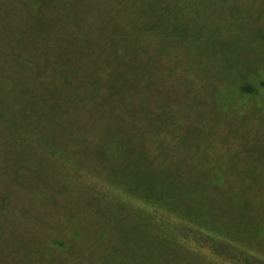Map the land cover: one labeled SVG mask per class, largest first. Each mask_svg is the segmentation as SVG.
<instances>
[{
	"label": "rangeland",
	"instance_id": "374dc122",
	"mask_svg": "<svg viewBox=\"0 0 264 264\" xmlns=\"http://www.w3.org/2000/svg\"><path fill=\"white\" fill-rule=\"evenodd\" d=\"M47 7L65 17L55 30ZM38 8L48 18L37 29L50 36L26 32ZM34 46L55 59L65 52V74L82 79L66 83L52 68L28 64L26 48ZM0 58V264H102L101 251L123 246L132 258H116L121 264H222L167 231L165 240L114 242L115 222L90 198L121 192L108 178L111 165H140L105 139L109 128L127 139L135 124L157 157V187L186 200L204 182L205 205L212 201L216 213L203 220L223 229L229 250L264 263V0H0ZM244 82L257 92L242 94L236 85ZM106 98L110 104L99 106ZM69 116L76 122L65 128ZM84 138L90 146L104 139V152L87 155ZM107 231L110 247L99 242ZM236 257L243 261L240 253L229 259Z\"/></svg>",
	"mask_w": 264,
	"mask_h": 264
},
{
	"label": "trees",
	"instance_id": "16d2710c",
	"mask_svg": "<svg viewBox=\"0 0 264 264\" xmlns=\"http://www.w3.org/2000/svg\"><path fill=\"white\" fill-rule=\"evenodd\" d=\"M45 12L46 11L43 8H38L36 13L32 14L33 21L29 26L27 25L28 27L26 28V32L28 33L29 36L32 35L33 37H42V38L47 35L50 36V31L44 30V28L39 31L37 29L38 22L42 20L46 21V19L48 18L45 17ZM47 12L50 13L49 22L51 21L50 22L51 26L52 23L55 22L62 23L64 21L65 18L63 17L64 15L61 16L58 15L57 17H55L52 15L51 10H48V7H47ZM98 16H100L99 13ZM100 27L104 28L103 25H100ZM35 29L36 32H34ZM52 29L55 30L53 26ZM62 38L63 35H58L57 38L55 39L56 43H59L62 40ZM88 40L86 41V44L87 45L92 44L91 40L90 41ZM121 42H123V40H121L119 43ZM37 47L38 46L26 48L27 50L25 53H27V57L25 58V60L28 62V64L34 65V67L38 70H46L52 68V70L57 73V74L53 73V75L55 77L58 76L60 79L65 77L66 83L68 82L71 83L75 81L74 79H77L78 81H80L79 79H82L81 74H75L72 75V77L69 74H65V67H67L66 64L70 65L71 62V61H64L65 58L69 59V56L66 55L65 52L55 59L46 51H43ZM39 54L42 57L43 62H41V59H38ZM28 58H30L31 61ZM0 61L3 60H1L0 58ZM60 61L62 62V64L60 63ZM51 62L54 63V66L52 67L50 65ZM58 64H61V66H58ZM71 65L75 66L73 61ZM4 66L5 65H0L1 75L5 73L6 66L5 67ZM128 68L129 66L127 65V69L124 70L125 72L123 73V75L125 77L127 76V78L131 76L134 71V68L130 70ZM95 71H97L96 65H93L89 69H85V72H87L86 74ZM97 77L99 78V75ZM98 78L97 79L95 78L94 79L95 81L91 83L93 84V88L96 90L97 88L95 87V84L99 80ZM236 86L242 92V94L251 95L257 92L253 84L247 82H244ZM103 87L106 88L107 84L106 85L103 84ZM99 94L100 92H97L96 96H98ZM110 102L111 99L106 98L102 103L100 102L99 106L105 107L108 103L110 104ZM4 104L5 103L3 102L0 105L1 111H3L4 109ZM56 110L57 109L54 110V113H56ZM101 112H104V110L91 112L90 115H88L89 120L93 119L96 114ZM56 116L57 115H53L54 118H56ZM118 118H121V116L118 115ZM0 119H3L1 113H0ZM74 122H76V120H71V116H69V120L64 121L65 128ZM92 126L93 129L96 128L94 126V123H92ZM130 126H128V128H130ZM77 127L81 129L79 132L83 134V132L85 131L83 129H85V127L84 128L80 126ZM106 127H108V122H106ZM158 127H160L159 123H158ZM131 131L133 132L132 133L130 132V134L125 136L127 137V139H125L123 136H121L124 131L119 133L118 130H113L109 128L108 133L111 136L105 139L106 140L112 139L116 141L118 143L117 144L118 146L116 147L118 148L129 149V154L131 152L133 155V156L130 155L131 161H133L132 163H139L140 165L138 167H132L126 164L124 168L111 165L109 168V172L111 176L108 174V178H110V182H114L116 184L117 188L121 189V192L117 193L116 195L111 194L114 196V198H108L109 200L108 199L105 200L101 198L99 199L98 197L95 196L90 198V201L92 203L93 200L96 202L97 209L99 210L101 215L105 216L107 222L108 221L115 222V226L117 228L115 233L117 237L114 240V242L118 241L121 236H124L127 240L131 238L132 240H137V241H145L146 236H159L161 240H165L166 238L169 237V235H167L168 237H166V236H162L161 233L167 231V234L172 233L174 234V236L177 237V240H173V239L170 240L177 241L179 244H181L184 247L188 246L193 250H195L197 253L204 252V254L208 256L207 258L210 261H216L222 264L230 263L231 261L229 258H232L234 254L237 256V253H240L242 255L243 261L240 258L236 257L239 260L235 261V263L231 262V264H264L258 259V257H255L251 252L248 251L244 252L243 250H238V248H235L236 252H233V249L229 250L228 247H231V244L230 242L227 241L228 238L226 236L224 237L218 236L221 235L223 229L218 228L217 230L215 226L212 227L211 225H209L208 220H203V218L206 216L215 217V213H216L212 201L209 202V205H205L209 199L207 197L209 196L208 193L205 192L207 186L204 182H199L201 186L198 189H195L197 194L196 197L192 196L191 198V196L189 195L190 198H187L186 200L184 198H180V200L178 199L173 200L172 197L169 198L165 190H161V188H158L157 184H159L160 182L155 181L153 176L154 173L156 172L157 174H162V172L160 171L161 170L160 168L157 169L153 167V160L154 159L156 160L157 157H155L154 154L149 152V150L145 147L146 132L139 124H135ZM143 137L144 139H141ZM134 139H138V140L133 143ZM89 141L87 138H84L83 141L80 140L79 143L81 145L83 142H85L87 143V145H89ZM104 148H106V142L104 139H102L97 144L92 145L90 146V148H87L85 150H87L86 152H88L87 155L88 154L90 155L93 152H95L96 155H99L101 152H104ZM120 155L121 154L117 151V155L113 157L117 159V161H119L118 156ZM100 203H102L103 205L108 203L109 207L105 208ZM239 204L243 205L242 203ZM116 205H118L117 206L118 209L116 210V212L111 211V209ZM206 206H210V207H208V210L204 212L203 209ZM120 221H123L122 224H120ZM115 226L113 227V230H115ZM95 227L96 229L101 230L103 226H100V224L95 223ZM108 233L109 232L107 231L105 239H102L99 242L108 243L110 241V240L106 241V239L110 237V233L109 236L107 237ZM101 238H103V236H101ZM109 243L111 244V241ZM109 243L108 246L110 247ZM114 250L115 249H113V253H109L106 250L101 251V252H105L104 262L102 264H116V263L121 264L124 263V261L119 260L118 262H116V258L117 260L119 259L118 257H121L124 260H126V258H128V260L132 258L131 256L127 257L130 254L126 246H123L121 252H117L116 250L114 252ZM68 252H71V249ZM124 254L127 256H125ZM113 259H115V262L113 261ZM135 264H144V263L143 261H138V263Z\"/></svg>",
	"mask_w": 264,
	"mask_h": 264
}]
</instances>
